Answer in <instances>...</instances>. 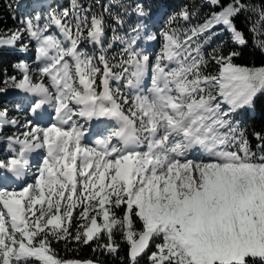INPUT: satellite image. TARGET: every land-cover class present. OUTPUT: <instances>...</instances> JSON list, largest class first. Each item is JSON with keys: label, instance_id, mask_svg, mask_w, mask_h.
<instances>
[{"label": "snow or ice", "instance_id": "snow-or-ice-1", "mask_svg": "<svg viewBox=\"0 0 264 264\" xmlns=\"http://www.w3.org/2000/svg\"><path fill=\"white\" fill-rule=\"evenodd\" d=\"M247 9L242 0H232L185 30L183 38L179 29L162 31L155 62L137 47L146 31L139 21L146 15L141 3L135 4L138 22L129 32L114 30L112 40L123 45L117 63L107 49L90 54L81 47L83 41L103 44L104 13L110 10L81 17L87 10L79 0H71V11L49 13L43 25L40 16H26L21 27L0 34V46L15 45L27 34L37 42L42 65L36 69L38 83L27 63L14 65L20 75L0 81V94L19 90L32 97L34 115L44 106L55 113L48 127L26 120L27 131L6 137L0 183L22 181L30 175L31 155L40 149L45 155L34 182L19 190L0 188V264H93L61 258L52 241L88 244L106 234L102 247L115 253L117 228L129 245L128 264H138L157 240L149 264H264V132L253 133L260 142L257 155L234 119L264 93V66L237 64L240 53L221 47L208 58L201 51L221 24L233 43L245 45L233 21ZM251 11L258 17L251 31L264 34V5ZM110 14L124 25L126 8ZM193 14L185 8L178 16L187 21ZM52 25L63 39L48 34ZM200 37L203 43L193 48ZM254 40L264 48V40ZM209 59L217 72L205 71ZM149 68L152 84L144 95L140 90ZM113 80L136 92L131 101L112 88ZM79 120L114 122V127L89 145ZM18 124L8 118L7 108L0 109V127ZM76 210L82 223L73 236Z\"/></svg>", "mask_w": 264, "mask_h": 264}, {"label": "trees", "instance_id": "trees-1", "mask_svg": "<svg viewBox=\"0 0 264 264\" xmlns=\"http://www.w3.org/2000/svg\"><path fill=\"white\" fill-rule=\"evenodd\" d=\"M231 2L232 0H219L218 4H212L211 0H79L82 8L87 10L81 13V17L84 15L90 17L92 13L103 12L105 8L110 10V12L104 13L106 34L103 39V44L93 46L87 41H83L81 47L85 48L90 54H98L101 48L107 49V55L110 61L117 63L120 59L119 53L123 45L120 41L112 40L114 30L116 34L123 35L129 32V25L134 26L138 22L137 14L133 11L136 3L143 5L145 13L151 8L157 9L163 7L164 13L160 20H158V24L153 25V28L156 30L161 29L162 31L176 28L180 30L181 38H183L185 30L203 24L213 12L221 11L224 6ZM242 2L248 5V9L242 10L236 15L233 22L236 28L243 32L247 41L245 45L233 43L230 32L221 24L214 27L212 32L209 33L211 39L207 43H203L204 37H200L198 40H194L192 47L194 48L196 43H203L201 51L206 58H208L209 53L218 47L223 48L225 53L228 51H237L240 55L234 59L235 63L256 67L264 66V48H261L254 40V36L256 40H264V34H259V32L253 33L251 31L253 24L258 19L257 15L251 9L264 5V0H242ZM124 8L127 9L125 23L123 26L117 25L110 13H116ZM185 8L190 13H194L190 15L187 21L178 16L180 11ZM64 9L71 11V0H48L46 3H40L39 5H32L31 0H0V34L5 35V32L21 27V21L26 16L38 15L45 19L49 13ZM173 17H176V19L173 23L169 24V21ZM69 20L71 21V17H69ZM139 21L146 24L147 15L140 17ZM74 27L75 25L73 24ZM260 31H264V29ZM158 35V45L153 52L149 53L152 60L155 59L156 54L158 55L161 52L163 45L161 33H158ZM109 44L112 45L111 48L108 47ZM113 57L115 59H112ZM24 58L25 52L23 48L16 43L15 45L0 46V81H3L7 77L20 75L19 70L14 65L24 60ZM116 71H120V69H116ZM205 71L210 73L217 72L218 68L215 62L209 59V64ZM113 84H116V82ZM114 89H119L120 93L131 101V94L124 88L123 84H116ZM146 91L149 92L148 89ZM234 119L239 122V127L245 131L251 150L257 153V155H260L261 152L257 149V144L260 142L256 140L253 133L264 132V93L258 94L251 111L246 109L242 111L241 109L234 114ZM16 132L14 126L5 125L4 130L0 132V138L5 140L6 137ZM116 213L117 216L122 215L119 209L116 210ZM77 216L79 217L78 214L74 213L69 229L73 236L81 222ZM102 222V218L98 220V223ZM137 227H139L138 222ZM113 240L119 245L115 253H110L102 247V245L108 242L106 234H101L99 239L89 241L88 244L79 243L74 239L66 241L53 240L52 247L61 258L66 260L92 259L100 264H128L127 253L129 245L118 228L113 232ZM154 243L155 241L146 253L138 258V264H149L148 255L151 251L155 250Z\"/></svg>", "mask_w": 264, "mask_h": 264}, {"label": "rangeland", "instance_id": "rangeland-1", "mask_svg": "<svg viewBox=\"0 0 264 264\" xmlns=\"http://www.w3.org/2000/svg\"><path fill=\"white\" fill-rule=\"evenodd\" d=\"M41 1H44L43 3H46L48 0H41ZM31 3L32 5H37V0H31ZM32 16H36V15H32ZM152 18V17H151ZM154 19V18H152ZM45 22V19L41 17V20H40V23L41 25H43ZM17 29V28H16ZM16 29H11L10 31H7L5 32V35H7L9 32H13L15 31ZM48 34L49 35H57L59 36L60 39H63L62 36H60V33H59V29L55 26V25H52V27L48 30ZM143 35V33L141 34ZM17 45H19L20 47L23 48V51L25 52V58L24 60H21L25 63H27L29 66H30V69L32 70L31 71V74H32V78H33V82L34 83H38L40 82V75L38 73V71H36V69H38L39 67H41L42 65H40L39 61L36 60V47H37V42L32 39H30L27 34L24 35V38L23 40L21 41H17L16 42ZM22 45H26V47H23ZM99 46V45H97ZM39 63V66L37 65ZM173 67L175 65H172ZM114 82H116V84L119 83V81H116V80H113L111 82L112 84V88L114 89V87H116V84H113ZM46 85L48 84V81L46 80L45 81ZM121 84V83H119ZM125 88V86H124ZM151 88V83L150 84H147V89L149 90ZM126 89V88H125ZM10 90H13V89H9L8 91ZM115 90V89H114ZM8 91L7 93L5 94H0V109H3V108H7L9 109L10 111H14L16 110L17 113L20 111V108L16 107V106H13L11 105V102H12V99H11V95H9L10 93H12L13 91H11L9 94H8ZM15 94V92H14ZM144 95H148L149 92L146 91V93H143ZM135 94H133L131 92V99L133 98ZM127 107H131V104L129 103ZM227 107V106H225ZM246 110L248 111H251L252 110V107L250 108H245ZM244 109H242L243 111ZM25 114V113H24ZM19 115L21 116H17V117H14L16 118L18 121H19V124L17 126H14L15 127V130L19 133V134H22L24 133L25 131H27L28 129H26L25 127H23V125L25 124L26 120L27 119H24L25 116L22 114V113H19ZM8 116H9V111H8ZM9 119H12L13 117H8ZM35 123L39 124L41 127H48L51 123H53V117L50 116V119H47V120H37V121H34ZM79 123L83 124L84 123V120H79ZM104 124V122L102 123V125ZM85 126L88 128L89 127V124L86 123ZM111 126H106L104 127V134L106 133V130L107 129H110ZM86 133V132H85ZM85 143L89 144V145H92V143L90 142V140H87L86 137H85ZM40 155H38V163L37 165H39L41 162H42V159H43V156H41V154H44L45 155V152L44 150L40 149ZM34 173L35 171L33 169L30 168V175L28 176V182L31 183V182H34ZM23 185H20V184H14L11 188H7V187H4V185L0 184V188H7V190L11 191L13 189H16V190H19L20 188H22ZM74 213L78 214L79 215V210H76ZM78 217V216H77ZM82 223V221L80 222V224ZM160 241H155L154 243V246L156 243H159Z\"/></svg>", "mask_w": 264, "mask_h": 264}, {"label": "bare ground", "instance_id": "bare-ground-1", "mask_svg": "<svg viewBox=\"0 0 264 264\" xmlns=\"http://www.w3.org/2000/svg\"><path fill=\"white\" fill-rule=\"evenodd\" d=\"M163 11H164V8L162 7V8H158V9H154V8H151L148 12H147V16H148V18L149 19H151L152 21H154V20H156L157 18H159V17H161V14L163 13ZM181 12V11H180ZM154 18V19H152V18ZM151 24V23H150ZM150 37H153V38H150ZM155 39V34L154 33H149L148 34V36H147V40L148 41H152V40H154ZM33 42H34V40H33ZM38 66H39V63L37 64ZM14 92H15V94H14ZM10 94H12V96L13 97H19L20 96V93H19V91H13L12 93H10ZM47 119V118H46ZM84 124H86V123H84ZM35 158H36V155H35ZM32 167H31V169H33L34 171H36V168H37V163H36V161H33L32 163ZM29 171H30V169H29Z\"/></svg>", "mask_w": 264, "mask_h": 264}, {"label": "water", "instance_id": "water-1", "mask_svg": "<svg viewBox=\"0 0 264 264\" xmlns=\"http://www.w3.org/2000/svg\"><path fill=\"white\" fill-rule=\"evenodd\" d=\"M73 260H79V261H93V264H100V263H98L97 261H95V260H92V259H73Z\"/></svg>", "mask_w": 264, "mask_h": 264}]
</instances>
